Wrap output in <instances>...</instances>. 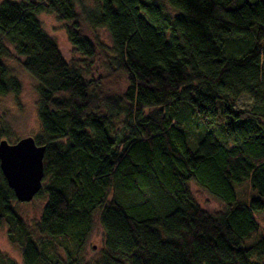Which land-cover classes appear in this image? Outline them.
Returning a JSON list of instances; mask_svg holds the SVG:
<instances>
[{
    "label": "trees",
    "instance_id": "trees-1",
    "mask_svg": "<svg viewBox=\"0 0 264 264\" xmlns=\"http://www.w3.org/2000/svg\"><path fill=\"white\" fill-rule=\"evenodd\" d=\"M42 13L89 62L97 49L83 24L109 33L123 96H103L101 79L64 58ZM4 43L38 82L35 141L46 148L34 230L0 167V225L24 264H83L96 214V264H264V236L242 245L264 210V0H0V96L22 89ZM242 97L252 109L236 110ZM245 182L249 201L236 191ZM190 183L226 210L202 209ZM0 264L14 263L0 253Z\"/></svg>",
    "mask_w": 264,
    "mask_h": 264
},
{
    "label": "rangeland",
    "instance_id": "rangeland-1",
    "mask_svg": "<svg viewBox=\"0 0 264 264\" xmlns=\"http://www.w3.org/2000/svg\"><path fill=\"white\" fill-rule=\"evenodd\" d=\"M39 20L44 31L55 40L68 62L80 69L88 81L102 80L99 85V91L103 96L121 97L124 95L128 88V80L126 75L113 73L110 70V58L113 57L114 51L111 37L105 29L91 30L83 24L84 35L95 44L97 49L94 61L89 62L74 49L69 41L65 26L54 15L42 13L39 15ZM4 46L10 53L5 59V64L10 74L16 77L22 85L19 94L0 96V125L9 129V142L14 144L20 139L26 137L36 138L41 134V124L37 114L38 82L24 69L22 66L23 59L15 53L14 48L7 43H4ZM262 58L264 60V43ZM253 106V100L248 97H242L237 102L236 110H250ZM219 128L218 126L217 129ZM189 189L193 199L205 211L215 215L226 210L227 206L225 203L213 197L195 183H190ZM236 191L239 200L249 201L252 198V188L249 182L236 186ZM46 203L47 199L45 197H36L28 203L17 202L15 206L23 220L34 230ZM254 217L260 229L242 242L244 247L253 246L264 236V210L254 212ZM104 241L105 231L100 223L99 214H96L92 233L83 252V264H96L102 259ZM0 253L14 264H24L21 248L11 242L6 225H0ZM60 254L64 259L66 258L63 251L60 250Z\"/></svg>",
    "mask_w": 264,
    "mask_h": 264
},
{
    "label": "water",
    "instance_id": "water-1",
    "mask_svg": "<svg viewBox=\"0 0 264 264\" xmlns=\"http://www.w3.org/2000/svg\"><path fill=\"white\" fill-rule=\"evenodd\" d=\"M45 151L33 137L14 144L0 141V167L18 202H31L42 190Z\"/></svg>",
    "mask_w": 264,
    "mask_h": 264
}]
</instances>
